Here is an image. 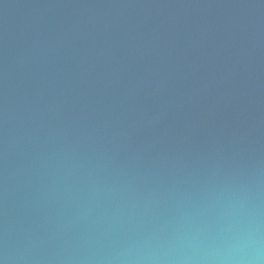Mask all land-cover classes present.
<instances>
[{"label": "water", "instance_id": "obj_1", "mask_svg": "<svg viewBox=\"0 0 264 264\" xmlns=\"http://www.w3.org/2000/svg\"><path fill=\"white\" fill-rule=\"evenodd\" d=\"M0 264H264V0H0Z\"/></svg>", "mask_w": 264, "mask_h": 264}]
</instances>
